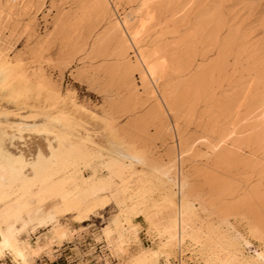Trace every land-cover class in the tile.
Instances as JSON below:
<instances>
[{
  "label": "bare ground",
  "instance_id": "6f19581e",
  "mask_svg": "<svg viewBox=\"0 0 264 264\" xmlns=\"http://www.w3.org/2000/svg\"><path fill=\"white\" fill-rule=\"evenodd\" d=\"M232 1L77 0L75 10H60L55 30L38 43L32 30L47 0H0V264L6 258L11 264H36L54 244L71 240L77 231L54 227V208L40 212L33 206L39 198H57L78 222L88 219L110 202L99 193L115 183L111 176L104 177V169L119 178L124 204L113 224L101 231L120 264H162L163 259L166 264L168 251L187 240L189 246L215 249L220 264H264V185L228 200L231 184L217 168L199 166L200 181L193 183L184 166L186 155L193 152L220 168L237 164L264 169V160L253 158L257 151L264 152V39L254 40ZM167 15L170 18L160 22ZM161 24L165 28L153 36ZM183 26L189 27L185 33ZM17 35L26 36L22 51L9 40ZM74 35L84 41L85 52L89 49L90 61H102L88 77L91 88L104 94L101 108L85 104L45 69H32L26 62V55L42 56L51 36ZM170 72L177 83H171L174 88L167 95L162 84L172 80ZM102 73L108 80L101 79ZM186 74L189 78L183 79ZM220 77L229 88L219 95L215 84ZM117 84L127 91L124 97ZM195 117L204 134L186 138L179 120L188 125ZM123 118L128 119L126 125ZM151 127L171 139L168 159L156 156ZM208 134L216 135L214 142ZM244 148L255 153L242 154ZM19 194L29 206L9 207ZM204 194L212 197L208 213L216 217L214 233L234 240L228 218L240 215L246 222L247 237L241 238L247 247L252 240L260 242L253 255L238 259L219 241L203 239L196 203L203 206ZM138 216L147 235L165 243L167 250L142 244ZM37 221L53 225L41 244L21 237V230Z\"/></svg>",
  "mask_w": 264,
  "mask_h": 264
},
{
  "label": "rangeland",
  "instance_id": "374dc122",
  "mask_svg": "<svg viewBox=\"0 0 264 264\" xmlns=\"http://www.w3.org/2000/svg\"><path fill=\"white\" fill-rule=\"evenodd\" d=\"M76 1L77 0H47V3L45 5L44 9L38 15L37 20H36V22L33 26V30H32V32L35 31L34 33L37 34L38 43H39V41L43 40V38L45 37V35H47V33L53 32V30H55V21L59 15V13L61 12L60 10H63L64 12L75 10L77 7ZM232 3L236 4L237 8L240 10L239 21H241L243 25H248V27L252 30V34L255 35V36L253 35L254 40L255 41L263 40L264 39V0H233ZM125 7H128V6H125ZM122 12H123V10H121V13ZM108 17H110V16H108ZM169 18H170V15H167L166 17H162L160 19V22H161V20H162V22H165ZM159 26H157L156 30L152 33L153 36H156V33L163 31V28H165V24H161ZM188 30H189V27H186V26H183L181 28V31H183L182 33H185ZM18 37H19L18 35L14 36V37H10L9 40L13 41L16 44V47H18L19 49L21 48L20 50L22 51L25 49L26 36L21 37V38H18ZM169 37H170V39H172L171 35ZM41 38H42V40H41ZM80 39H78L76 37V35H74V38L72 36L69 39H62L60 37L51 36L49 38V40H50V44H48L49 48L47 47V50H45L42 53V56L39 57V55H38L37 58H35L33 55H30V54L26 55L27 56L26 62L29 63V66L31 65L30 67L32 69H36V68L38 69L41 67H42V69H45L46 74L51 76V78L59 86H61V88L63 90H65L67 88L74 90L78 99L83 101L85 104H87L89 106H95L97 108H101L103 105H105L104 94L99 92L98 89L91 88L92 86L88 81V77L92 76L91 74L95 73V71L98 68V65H100V63L102 61L100 59L99 60L93 59V61H90L92 59L88 55L89 49H88V51L86 49V52H85V50H83L84 41L82 39L81 40ZM37 48H38V45H37ZM63 48H65V49H63ZM88 48H89V46H88ZM89 71H90V73H89ZM92 71H93V73H92ZM102 74H101V79H103L105 81L108 80L107 77L105 76V74H103V76H102ZM171 75H172V77H171ZM188 75L190 76V74H186L183 77V79L189 78ZM86 77H87V80H86ZM169 77H171L172 80L170 82H165V84L164 83L162 84L163 85L162 89H164V91L167 92V93L165 92L167 95L171 94V92L174 88L173 85H175L177 83V79H176L177 77L175 76L174 73L170 72ZM135 78H136V83L141 84L139 74H136ZM103 80H101V81H103ZM218 81L219 82H217V84H215V87L217 88L216 92L220 95L221 94L220 92L223 89L229 88V85H228L229 82L228 81L224 82V80L221 77L219 78ZM222 83L224 85L223 88H221L219 86ZM117 85L120 86L119 87V91L121 93L120 96L122 97V95H123V97H124L127 94V91L120 84H117ZM167 88H170V89H167ZM217 90H219V91H217ZM169 91H170V93H169ZM242 111L244 113L246 111L245 108H243ZM195 118L192 121L193 123L188 124L189 126L187 125V123L185 124V122H187V121H185L184 119L180 118V120H179L180 121L179 126H181L180 128L186 134V135L184 134V136L186 138L190 137L191 139H193L200 134H204L202 128H200L199 125H197V123H195V122H198V124H199L198 117H195ZM127 121H128L127 118H123L122 119L123 125H126ZM159 131L160 130L155 128V127L150 128V134L149 135L155 137L154 146H153L154 151L156 152V156H158V157L160 156L164 159H168L169 155L171 154L172 141L169 138V136L166 135V133L160 137ZM198 131H199V133H198ZM208 136L210 137L211 141L212 140H213V142L215 141L214 139L216 138V135L213 136V135L208 134ZM199 148H201L202 150L205 151L207 147L204 145H199ZM246 149L247 148H244V150H243L244 152L242 154L246 153V155L250 156V155H253V153H255V151H254L255 149H253V148H248L249 150L245 151ZM261 154H263V156H264L263 151H257L255 153L256 156H253V158L254 159L258 158V159L264 160V157ZM213 164L214 163L212 160L208 161L206 157L194 156L193 152H190V154L186 155L185 162H184L185 170L188 172V175L190 176V180L193 183H195V182L199 183V181H200L199 177L196 174V170L199 166H209V167H214L213 169H216V168L220 169V170L216 169V172L220 173V175L223 178H225L226 180H228V182H230V184H231V189L227 192L228 196L225 195V199H228V200L233 198L234 195L238 196L239 193L244 191V189L252 191V189L254 187H256L258 185H261V186L264 185V174H263L264 169H262V168L256 167V168H258V170H257L253 166H248V169H247L246 166L237 165V164H233V165L231 164L230 167L229 166H222V168H220L219 166H221V165H219V164L213 165ZM233 166H234V168H233ZM262 166H264V162H263ZM223 170H224V172H222ZM226 170H228V171L226 172ZM103 174H104V177L111 176L115 181V183H113L112 185H105L102 189L99 190L100 195L107 196L110 199V202H109L108 206L105 208L98 206L95 209V211L90 215V217L88 219H85L82 222L77 221L75 213L64 211L63 210V203L56 201L57 198L50 199V200H45L44 198H39V200L34 204V206H33L34 208L35 207L37 208V206L40 207L39 208L40 212L49 211L50 208L51 209L54 208L57 211L56 216H57L58 221H56L54 223V227L61 225V226L68 227L70 230L77 231L76 232L77 234H75L71 240H66L60 245L54 244L53 250L50 253L44 254L41 257L37 258L36 264H120L118 259L115 258L110 253V251L108 249L107 241L102 237L101 231L105 226L113 224V222H114L115 218L117 217L119 211L124 206V204L122 202L123 199L121 198V195H120L121 194V188L119 185V178L116 176L115 172H109L106 169H104ZM261 176L263 178H260ZM247 184H248V187H247ZM229 193L232 195H230ZM22 196H23L22 194H19L18 197H13L8 202V203H10L9 207L10 206L13 207L14 203H16L15 205H17V207L22 206V207H20L21 209L27 208V206H29V204L25 203V201H24L25 199L23 200ZM18 199H19V201L23 200V202L20 201L21 202V204H20ZM209 199L211 201L212 197L204 194L203 200H202L203 206H200L199 203H196V207L198 208L199 215L202 214L200 217L202 219L203 234L206 233L205 235H203V239L206 240L208 243H210V241L213 239L215 241L216 240L219 241L222 244V246L224 247L226 253L230 254V252H231V253H233L231 255L236 256L238 259H241V257L244 259L247 256L250 257L251 255H253L255 248L258 247L260 242L256 241V240H252V244L247 247V245L245 244V242L241 238V235L242 236L244 235V237H247V231H246V226H245L246 222H244L245 220H243L240 215L239 216H230L228 218V227L230 230L229 233L231 232V235L232 234L234 235V240L230 239V238H225L222 236V234L221 235L217 234V232L214 233L215 230L213 228H214V225L217 224V222H216L215 215L209 216V213H210V207H209L210 201H209ZM12 201H14V202L11 203ZM206 204L208 206V207L206 206L207 208L205 207ZM202 207H204V208H202ZM34 208H31V210H34ZM59 209H61V210H59ZM203 214H205V215H203ZM205 218H206V220H205ZM135 222L137 224L139 223V225L142 226L140 238H141L142 244L145 247L167 250L166 249L167 246L165 243H162L158 238H155L156 239L155 240L149 234L147 235V232H146L147 227H146V224L144 223L142 216H138L135 219ZM19 225L20 224H18V227H19ZM207 226H209V229H206ZM20 228H22V226H20ZM50 228L52 229L53 225L52 224H50V225L46 224L45 221H37V222H34L32 224L30 223L29 226H26V227H24V229L21 230V235H22L21 237L25 240L29 239L32 243L34 242L37 244H41V242H43L42 240L44 238L43 235H45L49 231ZM23 230H25V231H23ZM211 230H213V231H211ZM206 231H208V232H206ZM212 235H213V237H211ZM207 236H209V237H207ZM188 242L189 241L187 240V242H185L181 248H178L174 252L169 250L167 253L168 254L167 258L169 259V262L166 264H220L218 261V257L220 255L216 253L215 249L210 248L208 251V248H206L207 249V251H206L205 248H204L205 250H203V248H201V247H196V246H191V245L189 246L190 243H188ZM227 242L229 243V245H227L228 244ZM238 244H240V246ZM241 244L244 246H242ZM192 248H194V249H192ZM213 250H215V251H213ZM179 251H181V252H179ZM169 254H171V255H169ZM207 254L209 255L210 259H209V257H207L208 256ZM211 254H214V255H211ZM212 258H214L213 259L214 261L212 260ZM3 263L4 264H11V262L8 258L1 260V264H3ZM163 263H164V259H163L162 264ZM234 263L236 264L237 262L233 261V264Z\"/></svg>",
  "mask_w": 264,
  "mask_h": 264
}]
</instances>
